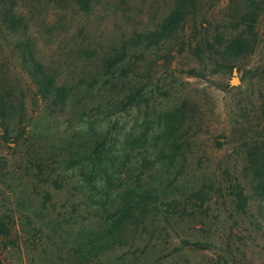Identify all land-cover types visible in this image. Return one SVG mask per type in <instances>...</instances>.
Listing matches in <instances>:
<instances>
[{"label":"trees","instance_id":"1","mask_svg":"<svg viewBox=\"0 0 264 264\" xmlns=\"http://www.w3.org/2000/svg\"><path fill=\"white\" fill-rule=\"evenodd\" d=\"M142 3L0 0V264L41 242L43 264H143L163 225L208 222L189 201L199 193L201 204L214 182L232 212H253L239 222L264 239V204L254 200L264 195V90L259 137L242 144L239 174L224 168L216 181L204 172L181 181L183 98L155 125L135 116L178 55L217 75L250 55L264 0H229L242 29L224 39L200 0H168L146 29Z\"/></svg>","mask_w":264,"mask_h":264},{"label":"rangeland","instance_id":"2","mask_svg":"<svg viewBox=\"0 0 264 264\" xmlns=\"http://www.w3.org/2000/svg\"><path fill=\"white\" fill-rule=\"evenodd\" d=\"M167 2L168 0H143L142 10L137 17L139 27L151 28L167 10ZM228 2L229 0H200V8L205 12L206 20L211 22V28L216 29L223 39L242 29L238 15L229 10ZM254 28L257 30L254 51L234 62L230 72L224 75L214 74L208 63H198L188 55L180 54L171 63L169 71L172 72L165 78L164 86L144 94L141 99L136 110L139 114L135 116L138 122L149 118V126L151 122L155 125L159 112L179 99H184L182 106L185 116L180 132L183 134L185 131L184 136L187 134L189 141L186 160L179 166L181 181L190 175L199 178L202 172L210 180H220L224 168L239 174L242 144L259 137H254V133H261L264 5ZM189 66L200 68L202 76L186 75L183 70ZM234 76L238 78L237 83L232 82ZM146 103L148 108L153 107L152 112L145 111L143 106ZM130 116L124 118L128 124ZM159 121L162 122L160 118ZM142 127L148 129L146 124ZM226 159L228 162H225ZM234 159L236 161L232 162ZM214 183L213 189H204L207 193L206 200L203 199L201 204L199 193L193 195L195 198L190 196L189 201L195 213L201 219L205 217L208 222L205 225H187L182 222L181 226L163 225L158 240H152L154 247H149L143 257V264H264V239L253 238V233H248L246 219L243 223L239 222V219L252 215L253 212H232L224 203L226 198L224 202L220 198L226 192H219L215 189L216 182ZM195 187L198 188V183ZM254 200L264 204V195ZM23 219L21 217L22 221ZM43 244L44 242H41V246L25 243L20 247L21 253L11 251L6 256L11 264H43L38 255Z\"/></svg>","mask_w":264,"mask_h":264},{"label":"water","instance_id":"3","mask_svg":"<svg viewBox=\"0 0 264 264\" xmlns=\"http://www.w3.org/2000/svg\"><path fill=\"white\" fill-rule=\"evenodd\" d=\"M232 82L233 83H237L238 82V78L236 76H234Z\"/></svg>","mask_w":264,"mask_h":264}]
</instances>
